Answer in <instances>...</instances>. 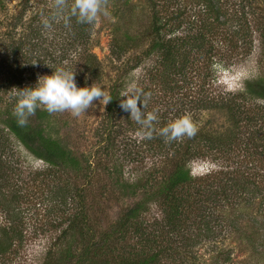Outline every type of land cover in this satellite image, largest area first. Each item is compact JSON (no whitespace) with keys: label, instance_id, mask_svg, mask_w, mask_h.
Returning a JSON list of instances; mask_svg holds the SVG:
<instances>
[{"label":"rangeland","instance_id":"1","mask_svg":"<svg viewBox=\"0 0 264 264\" xmlns=\"http://www.w3.org/2000/svg\"><path fill=\"white\" fill-rule=\"evenodd\" d=\"M179 1L180 5L172 3L170 9L184 11V22L196 20L197 2ZM53 4L54 0H0V108L14 109L16 89L35 87L38 77L51 75L60 67L75 70L78 87L95 83L109 95L113 84H119L124 92L136 83L151 93L147 112L159 111L156 129L166 120L170 123L190 115L199 130L231 140L224 151L190 162L192 175L197 178L194 190L207 184L230 189L236 181L245 186L238 192L237 201L224 210L217 209L216 216L224 217L215 227L218 237H202V242L190 249V263L264 264V100L245 98L249 112H243L238 129L226 111L196 109L197 98L235 94L244 89L247 79L264 76V0H223L228 28L213 39L208 51L191 53L193 64L168 94L159 91L148 74L155 56L138 59L153 40L148 0H109V15L91 25L84 42L76 39L62 21L53 23L51 31L43 29L41 20L51 17ZM247 17L249 29L243 40L238 26L244 25ZM128 33L136 36L135 45L119 59L112 48L121 42L119 38L127 39ZM33 61H37L35 66ZM91 61L100 67L97 79L91 76ZM107 107L94 101V106L78 118L69 112L50 115L48 131L59 134L90 161L89 173L77 175L47 164L6 131L8 147L2 157L6 165L1 167L0 177L5 179L3 186L16 194L19 209L15 227L22 232L23 241H16L11 252L0 255V264H43L49 255L58 263L61 250L69 243L76 244L83 225L97 239L136 199L116 185L119 173L126 181L144 184L150 175L156 183L170 171V163L162 162L164 142L156 133L152 139H143L141 126L125 115L113 121V131L103 128L108 121ZM252 116L258 122L255 125L250 121ZM109 134L110 141L106 139ZM160 201H152L142 218L149 223L161 219ZM188 214L187 223L196 237V213ZM236 217L233 227L230 222ZM73 221L76 223L71 227ZM0 223L9 224L2 211ZM256 228L263 239H257L254 246L246 233ZM228 252L231 259L225 261ZM98 264L112 263L101 258Z\"/></svg>","mask_w":264,"mask_h":264},{"label":"trees","instance_id":"2","mask_svg":"<svg viewBox=\"0 0 264 264\" xmlns=\"http://www.w3.org/2000/svg\"><path fill=\"white\" fill-rule=\"evenodd\" d=\"M72 2L68 1L69 5ZM195 2L199 7L193 15L196 20L184 22V11L175 12L176 10L170 9L172 3L180 5L179 0H148L152 10L153 40L141 53L143 57L138 59L155 56V65L151 70L149 69L148 74L153 77L152 84L164 94L174 89L180 78L186 75L188 66L194 62L191 53L208 51L213 39L222 35L228 28L226 27L228 21L222 7L223 0H195ZM126 3H129V0H126ZM53 11L52 9V14ZM247 23L248 17L244 25L238 26L239 35L243 40H246V29H249V26H246ZM68 28L76 35V39L84 42L91 25L77 23L76 18L73 17ZM179 31L183 32L182 35H177ZM126 38L124 40L119 38L121 42H116L112 48V52L119 59L123 58L129 48L135 45V35L128 33ZM89 64L91 76L99 78L101 73L99 65L95 64V61ZM121 93L123 90L119 84H113L110 92L113 99L107 107L108 121H106V128L103 126L104 129L111 128L113 131V121L118 117L125 115L130 120V112L120 107ZM245 98L264 100V76L247 79L244 89L235 94L197 98L196 109L202 107L203 110L226 111L231 115L238 129L242 123L243 112H249V106L244 103ZM138 106L142 107V102H138ZM148 110H150L149 105L144 111ZM161 110L167 112L165 109ZM0 112H3L0 117V169L6 165L3 164L2 157L8 147L7 131L47 164L60 168L61 171L72 170L77 175L89 173L90 161L84 155L74 151L59 134L53 135L48 131L51 120L46 111L38 109L24 128L17 125L16 118L12 114L13 109L0 108ZM255 120V116L250 118L253 125L258 123ZM167 124L169 123L166 120L160 127ZM106 137L107 140H111V134ZM156 137L164 142L162 162L170 163V171L164 173L156 183L152 182L153 175H150L144 184L140 183L141 181H126L119 173L122 179L117 178L116 185L121 186L126 196L136 198L127 207L119 221L103 230L97 239L91 234L90 228L83 225L79 229L77 250L76 244L69 243L61 250L58 263L52 261V256L49 255L43 264H98L101 258L111 261L112 264H191L189 253L202 242V237L217 236L216 224L218 225L224 218L223 215L216 216L217 209L224 210L223 207L227 208L228 204L237 201L238 192L240 193L245 186L236 181L230 189L207 184L194 190V182L197 178L192 175L190 162L194 158L207 157L208 154L214 155L213 153L224 151L231 140L226 141L221 135H212L205 130H198L194 138H184L182 141L171 143H165L164 138L158 134ZM4 181L5 179L0 177V211L7 214L9 224L0 223V255L11 252L16 241L20 243L23 241L22 232L15 227V215L19 209L18 200L16 194L8 191L7 186H3ZM140 188L143 191L141 194ZM156 199L161 200L163 215L155 223H149L142 218V214ZM188 212L196 213L194 219L195 222L197 220L199 222V232L196 237L189 228L192 225L186 220L190 219ZM237 219L238 217L230 222L234 224L233 227L236 226ZM75 223V221L71 222V227H74ZM246 238L255 246L256 240L263 239V236L256 228L249 230ZM224 258L225 261H229L231 252H228L226 256L224 254Z\"/></svg>","mask_w":264,"mask_h":264},{"label":"clouds","instance_id":"3","mask_svg":"<svg viewBox=\"0 0 264 264\" xmlns=\"http://www.w3.org/2000/svg\"><path fill=\"white\" fill-rule=\"evenodd\" d=\"M108 6L109 0H73L71 5L68 0H54L53 14L51 17L42 18L41 24L43 29L51 31L53 23L62 21L65 27H69L71 19L75 17L77 23L94 26L102 16L109 15ZM31 64L35 66L37 61ZM75 77V70L60 67L51 75L38 77L35 87L16 89L14 96L17 102L12 114L17 125L27 127L30 117L38 109L49 115L69 112L78 118L94 106V101L107 105L113 99L101 85L93 83L91 86L78 87ZM120 97L121 109L130 112V118L141 126L140 135L143 139H152L156 133L164 138L165 143H171L194 138L199 130L190 115H184L156 129L158 110L144 111L151 99V93L144 92L136 83L131 84ZM138 102H142V107L138 106Z\"/></svg>","mask_w":264,"mask_h":264}]
</instances>
